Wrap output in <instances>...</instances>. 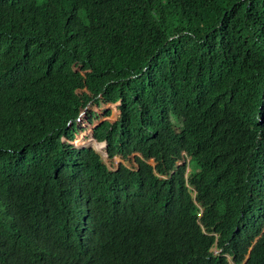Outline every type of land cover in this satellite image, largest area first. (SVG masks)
<instances>
[{"label":"trees","instance_id":"obj_1","mask_svg":"<svg viewBox=\"0 0 264 264\" xmlns=\"http://www.w3.org/2000/svg\"><path fill=\"white\" fill-rule=\"evenodd\" d=\"M0 264H264V0H0Z\"/></svg>","mask_w":264,"mask_h":264},{"label":"rangeland","instance_id":"obj_2","mask_svg":"<svg viewBox=\"0 0 264 264\" xmlns=\"http://www.w3.org/2000/svg\"><path fill=\"white\" fill-rule=\"evenodd\" d=\"M87 93L88 92L86 89L81 91V92H78L79 101H83V97ZM117 106H118V104H114V105L109 104V105H100L99 108H97V107L92 106V105H87L85 107L86 111L87 112H90V111L97 112L98 120L95 121V123L93 125H90V126L88 125V127L81 126V128H79L77 133H76V140L74 143V144H76L77 147L94 148L96 153L103 158L104 163L111 169L117 167V165L119 163H124V162L122 160H120L119 158H115L112 161L108 160L106 155L104 154L105 151L103 150V144H102V146H94V145H91L90 143H92L91 134H92V129L94 126H96L99 122L104 121V120H109L112 123H114L118 119L119 111H118ZM85 109H83V110H85ZM104 110H110L111 111V113L108 117H105L106 115H105ZM84 117H86V116L84 115ZM93 118L96 119V115H94ZM125 164L127 166H132V165H134V162L131 159L129 162H125ZM213 251L215 254L218 253L217 250H213Z\"/></svg>","mask_w":264,"mask_h":264},{"label":"clouds","instance_id":"obj_3","mask_svg":"<svg viewBox=\"0 0 264 264\" xmlns=\"http://www.w3.org/2000/svg\"><path fill=\"white\" fill-rule=\"evenodd\" d=\"M84 109H85V108H84ZM86 112H87V111H86V109H85V110H83V111L81 112V114H83V116H84V115L86 116ZM81 114H80V115H81ZM79 117H80V116H79ZM84 118H86V117H84ZM88 125L90 126L89 123H88ZM91 138H92V141L96 142L95 139L93 138L92 134H91ZM75 140H76V137H75ZM74 143H75V141L72 142V144H73L74 147H76ZM96 143H97V144H103V150L105 151L104 154H105L106 157H107V153H106V143H105V142H103V143H98V142H96ZM76 148H77V147H76ZM80 148H82V147H80ZM93 149H94V148H93ZM94 150H95V149H94ZM95 152H96V151H95ZM101 158H102V157H101ZM102 159H103V158H102ZM119 159H120V158H119ZM120 160H121V159H120ZM151 163H152V162H151Z\"/></svg>","mask_w":264,"mask_h":264},{"label":"built area","instance_id":"obj_4","mask_svg":"<svg viewBox=\"0 0 264 264\" xmlns=\"http://www.w3.org/2000/svg\"><path fill=\"white\" fill-rule=\"evenodd\" d=\"M78 125H81V126H84V127H88V123L86 121V118H84L83 114H81L80 117H79V119H78ZM75 146H76V144H75ZM77 148H80V147H77Z\"/></svg>","mask_w":264,"mask_h":264},{"label":"crops","instance_id":"obj_5","mask_svg":"<svg viewBox=\"0 0 264 264\" xmlns=\"http://www.w3.org/2000/svg\"><path fill=\"white\" fill-rule=\"evenodd\" d=\"M81 92V91H80Z\"/></svg>","mask_w":264,"mask_h":264}]
</instances>
